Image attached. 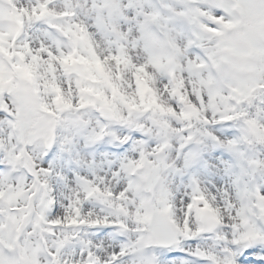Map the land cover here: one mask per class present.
Listing matches in <instances>:
<instances>
[{"label":"snow or ice","instance_id":"1","mask_svg":"<svg viewBox=\"0 0 264 264\" xmlns=\"http://www.w3.org/2000/svg\"><path fill=\"white\" fill-rule=\"evenodd\" d=\"M0 264H264V0H0Z\"/></svg>","mask_w":264,"mask_h":264}]
</instances>
